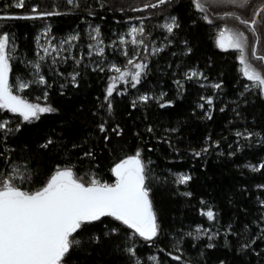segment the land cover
Masks as SVG:
<instances>
[{
	"label": "trees",
	"instance_id": "1",
	"mask_svg": "<svg viewBox=\"0 0 264 264\" xmlns=\"http://www.w3.org/2000/svg\"><path fill=\"white\" fill-rule=\"evenodd\" d=\"M23 2L21 8L16 6L19 0H0V15L14 14V18H0V32H9L16 45L10 73L14 90L17 77L35 79L28 61L43 55L42 50L37 52L41 37L57 47L69 36L79 34V39L64 44L59 56L50 52L41 61L40 71L47 85L33 83L18 93L32 102L49 104L56 111L42 113L39 120L24 121L19 113L0 109V122H9L10 129H0V173L11 171L13 164L26 163L32 181H25L24 187L35 188L39 186L38 176L50 174L56 165H72L85 181L95 174L97 179L114 183L111 169L115 163L139 150L160 225L158 235L148 241L115 217H101L80 232L81 243L72 251L70 264H137V258L141 264H154L150 260L153 255L158 256L160 264H219L221 260L225 264H264V240L259 239L261 224L257 223L264 216V205L260 204L264 188L258 187L264 185V169L254 171L248 166L264 161V96L255 88L245 90L249 81L238 70V51L221 49L216 42L223 27L222 14L233 8L213 9L220 16L213 17L210 25L200 18L192 0H167L150 9L141 5L155 0L90 1L78 6L63 0ZM261 3L264 0H250L247 7L235 10L252 19ZM34 5H38L37 11L57 14L34 16ZM171 16L178 18L179 27L169 33L161 25ZM140 18L148 54L131 43L130 29L139 27ZM231 22L248 34L252 45L255 43L247 26L229 18ZM97 26L105 51L103 55L93 51L89 56V45L96 43ZM258 32L260 52L264 53V27L258 25ZM121 36L127 37L129 57L139 50L146 55L148 66L136 87L129 83L113 92L109 112L104 99L107 82L114 73L109 65L124 66L127 60ZM153 44L155 54L151 53ZM253 62L264 67L254 58ZM193 68L203 72V77L186 79L185 74ZM74 71L80 74L78 84L71 82ZM177 80L182 86L176 84ZM215 84L221 87H213ZM145 93L150 99L142 102L138 98ZM161 93L165 94L162 98ZM208 96L213 97L211 106L202 99ZM164 100L174 103L161 107ZM105 122L108 131L101 133L99 125ZM116 125L123 130L120 135L112 131ZM245 130L257 135L236 136L237 131ZM105 135L110 139L106 141ZM48 138L55 143L42 148ZM215 141H220L219 145ZM209 144L200 156L192 151ZM86 152L92 155L85 156ZM180 174L190 175L191 180L179 183ZM189 192L190 196L185 195ZM208 208L214 211V219L204 214ZM197 225H202L207 235L197 237ZM229 226L231 232L227 231ZM114 228L118 231H112ZM213 232L219 235L210 240ZM252 239L256 243L251 248H241ZM210 243L215 246L208 247ZM133 244L135 256L127 251ZM176 255L181 260H175Z\"/></svg>",
	"mask_w": 264,
	"mask_h": 264
},
{
	"label": "snow or ice",
	"instance_id": "2",
	"mask_svg": "<svg viewBox=\"0 0 264 264\" xmlns=\"http://www.w3.org/2000/svg\"><path fill=\"white\" fill-rule=\"evenodd\" d=\"M67 2L70 5L78 6V0H67ZM166 2L167 0H155V3L146 2L141 5V8H156ZM249 3L250 0H192V6L200 14V18L210 25L214 23L213 17L220 16V13L213 12V9L233 8V11L223 12V27L219 28L216 42L221 49H235L238 51L237 59L240 65L238 70L249 81L245 85V90L255 88L260 95L264 96V68H258L253 62L254 58L255 61L264 63V53L260 52L261 36L258 32V25L264 27V3L255 8L252 19H245L235 10L245 8ZM16 6L22 8L24 6L23 0H19ZM37 8L38 5L33 6L32 15L44 17L57 14L37 11ZM120 10L123 11V9ZM0 18H14V14L4 13L0 15ZM229 18L237 21L240 25L247 26L255 36V43L251 46V57L249 55L248 34L238 26H230L228 23ZM161 27L172 33L174 29L179 27L178 18L175 16L169 17ZM95 31L96 43L89 45V48L92 49L88 53L89 56L92 55L93 51L101 55L105 51L104 41L100 39L99 26L96 27ZM144 34L143 18H140L139 27L133 26L130 29L131 43L140 46L143 53L148 54L149 45L145 42ZM78 39L79 34L69 36L59 47L52 44L51 41L47 43V46L38 44L37 52L39 53L42 50L43 55L36 61H28L33 65L32 75L35 79L28 81L17 77L18 87L17 90H14V85L10 82V73L12 72V59L16 45L9 32H0V109L19 113L24 121L39 120L42 113L56 111L49 104L32 102L18 93H21L33 83L47 85L48 81L40 71L41 61L46 59L50 52L59 56L64 44ZM120 42L124 45L123 54L127 57V60L124 66L116 63L109 65L110 70L116 73V75L109 77L110 83L104 97L108 101L109 112L112 110L110 98L116 90V85L120 82L125 85L131 82V86L136 87L148 66L146 55L142 56L139 50L129 57L126 36H121ZM115 43L113 42V44ZM185 44H187V41H185ZM188 51L191 52V48H188ZM156 52L157 48L153 44L151 53L155 54ZM55 62V57H53V63ZM76 63L79 64L80 61L77 60ZM99 70L104 71V68L100 67ZM61 75L63 74L61 73ZM70 75L71 82L78 84L79 72L74 71ZM197 76L203 77V72L194 68L189 69L185 74L186 79ZM176 84L182 86L179 80L176 81ZM221 84H215L213 87L218 89ZM164 95V93H161V98ZM47 96L48 94L45 92L43 97L45 101ZM138 99L147 102L150 97L145 93L139 96ZM202 99L207 100L209 106L212 105L213 97L208 96ZM173 103L172 100H164L161 107ZM133 107H135V102ZM199 107L203 108L204 104H200ZM221 110L223 111V109ZM208 116H211V108ZM8 123L7 121L0 122V129L9 131ZM151 130V128L148 129V131ZM99 131L107 133L106 122L99 125ZM112 131L120 135L123 130L119 125H116ZM172 131L176 130L173 129ZM254 135L257 134L247 130L236 132L238 138L242 136L251 138ZM104 139L107 141L110 137L105 135ZM208 139L210 141L211 137ZM53 143L55 141L48 138L42 148H47ZM214 143L219 145L220 141ZM210 146L209 144L200 151L195 149L192 151L196 156H200ZM84 155L91 156L92 153L86 152ZM248 166L254 171H258L264 169V161L258 165L249 164ZM111 171L115 174L114 183L97 179L95 174H92L90 179L85 181L77 175L74 166L56 165L54 171L50 174H44L43 177L38 176L36 178L39 186L35 188L24 187L25 181H32L26 163L24 165L13 164L11 171L0 173V264H70L69 258L72 251L81 243L78 239L80 232L91 222L98 221L106 215L115 217L116 220L127 225L134 230V233H138L145 240L151 241L153 237H156L160 231V225L150 198L151 189L147 184V169L144 160L141 158V152L137 150L134 155H126L115 163ZM189 180H191V176L188 174H180L178 177L179 183L186 184ZM258 187L264 188V185H258ZM185 195L190 196L191 193H185ZM260 204L264 205V200H260ZM201 212L204 213V210L202 209ZM204 214L209 219L215 218L212 208H208ZM257 223L261 224L259 239L264 240V216ZM78 230L80 231L78 232ZM112 231L115 232L118 229L114 228ZM196 231L197 237L207 235V232L203 231L202 225H197ZM227 231H232L231 226ZM188 235H192V233H188ZM218 235V232H213L209 239L211 240ZM255 243L256 240L252 239L247 243H243L241 248H251L252 244ZM214 246L211 243L208 245V247ZM127 251L135 256V244L128 247ZM177 251H182V249L177 248ZM168 255L172 256L173 253L169 252ZM174 258L179 261L182 257L176 255ZM150 260L154 264H160L156 255L151 256ZM137 264H141L139 258H137ZM184 264H191V261H185ZM219 264H225V262L221 260Z\"/></svg>",
	"mask_w": 264,
	"mask_h": 264
},
{
	"label": "rangeland",
	"instance_id": "3",
	"mask_svg": "<svg viewBox=\"0 0 264 264\" xmlns=\"http://www.w3.org/2000/svg\"><path fill=\"white\" fill-rule=\"evenodd\" d=\"M232 23V22H231ZM230 26H235L233 23L230 25ZM44 40V37H41L40 38V40H39V44L40 45H44V46H47V41L46 42H44L43 41ZM251 46H252V41H251V39L249 38V55L251 54ZM258 68H264V67H261V66H257ZM113 75H116V73H113L111 76H113ZM110 83V80H108V82H107V86H108V84ZM129 83H131V82H129ZM124 86L125 84L123 83V82H120V83H118L117 85H116V90L115 91H118L119 90V88H120V86ZM107 86H106V89H107ZM114 91V92H115ZM105 95H106V90H105Z\"/></svg>",
	"mask_w": 264,
	"mask_h": 264
},
{
	"label": "flooded vegetation",
	"instance_id": "4",
	"mask_svg": "<svg viewBox=\"0 0 264 264\" xmlns=\"http://www.w3.org/2000/svg\"><path fill=\"white\" fill-rule=\"evenodd\" d=\"M54 1H59V0H54ZM63 1L67 2V0H63ZM90 1H93L94 3H99V2L106 3L109 0H78V3H81V2H90ZM138 1H142V0H138Z\"/></svg>",
	"mask_w": 264,
	"mask_h": 264
}]
</instances>
